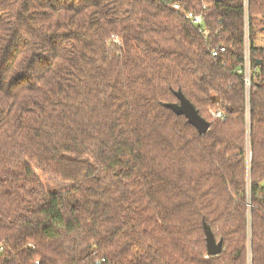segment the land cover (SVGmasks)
I'll list each match as a JSON object with an SVG mask.
<instances>
[{"label": "trees", "instance_id": "trees-1", "mask_svg": "<svg viewBox=\"0 0 264 264\" xmlns=\"http://www.w3.org/2000/svg\"><path fill=\"white\" fill-rule=\"evenodd\" d=\"M171 1L0 0V264H264V0Z\"/></svg>", "mask_w": 264, "mask_h": 264}, {"label": "water", "instance_id": "water-1", "mask_svg": "<svg viewBox=\"0 0 264 264\" xmlns=\"http://www.w3.org/2000/svg\"><path fill=\"white\" fill-rule=\"evenodd\" d=\"M262 30H264V27L262 28ZM179 99L180 102L179 104L174 105V109L178 113L186 115L191 124L199 131V133H205L209 129V122L200 117L193 105L182 95L179 96ZM202 226L205 234L206 249L208 255L219 254L222 251V242L216 241L212 230L205 222H203Z\"/></svg>", "mask_w": 264, "mask_h": 264}, {"label": "built area", "instance_id": "built-area-1", "mask_svg": "<svg viewBox=\"0 0 264 264\" xmlns=\"http://www.w3.org/2000/svg\"><path fill=\"white\" fill-rule=\"evenodd\" d=\"M160 1L161 3H163L164 5L168 6L169 9L174 10L177 13H180L184 16V18H186L193 26L198 28V31L202 33L203 30V22H204V17L203 14L200 12H194L193 10H186V8L180 3V2H173L171 0H157ZM209 6L208 3H203L202 4V8H207ZM245 47H246V51H245V62H244V81H245V85L246 88L248 89L249 86L247 87V85H250V69H249V58H248V42L247 39L245 41ZM224 48L223 47H219L216 46L214 48H212L211 50V56L212 57H217L220 52H223ZM249 79V81H248ZM210 114L214 117V118H223V114L221 112H214L211 111ZM1 250V247H0Z\"/></svg>", "mask_w": 264, "mask_h": 264}, {"label": "rangeland", "instance_id": "rangeland-1", "mask_svg": "<svg viewBox=\"0 0 264 264\" xmlns=\"http://www.w3.org/2000/svg\"><path fill=\"white\" fill-rule=\"evenodd\" d=\"M248 42V40H247ZM256 45L259 47H262L264 49V33H260L257 35V39L255 41ZM249 81V79H248ZM249 84L247 85V87ZM247 159L248 161L250 160V151L247 150ZM31 165L35 171V173L38 175L40 180L43 182V184L48 188V189H56V188H64L65 183H63L61 180L55 178L53 175L49 173L43 172L41 169L37 167L36 164L31 162Z\"/></svg>", "mask_w": 264, "mask_h": 264}]
</instances>
